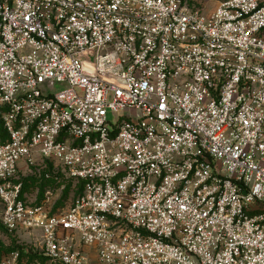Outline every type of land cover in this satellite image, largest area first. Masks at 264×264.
Here are the masks:
<instances>
[{
  "label": "built area",
  "instance_id": "2783aa9c",
  "mask_svg": "<svg viewBox=\"0 0 264 264\" xmlns=\"http://www.w3.org/2000/svg\"><path fill=\"white\" fill-rule=\"evenodd\" d=\"M215 1L0 0V223L36 264H264V0Z\"/></svg>",
  "mask_w": 264,
  "mask_h": 264
},
{
  "label": "rangeland",
  "instance_id": "374dc122",
  "mask_svg": "<svg viewBox=\"0 0 264 264\" xmlns=\"http://www.w3.org/2000/svg\"><path fill=\"white\" fill-rule=\"evenodd\" d=\"M189 1L199 7H207L208 12L217 5L215 0ZM111 99L112 95L110 94L109 100ZM109 117L113 119L111 113ZM0 137L3 139L1 134ZM17 180L23 182L24 197L29 203L34 206L46 207L52 214L66 210L79 192L78 186L73 181L66 179L60 170L42 162L21 171ZM41 239L40 231L33 233L10 232L0 223V261L16 260L19 264L44 262Z\"/></svg>",
  "mask_w": 264,
  "mask_h": 264
},
{
  "label": "trees",
  "instance_id": "16d2710c",
  "mask_svg": "<svg viewBox=\"0 0 264 264\" xmlns=\"http://www.w3.org/2000/svg\"><path fill=\"white\" fill-rule=\"evenodd\" d=\"M0 134L2 135L3 139L6 138V131L3 129L1 122H0Z\"/></svg>",
  "mask_w": 264,
  "mask_h": 264
}]
</instances>
